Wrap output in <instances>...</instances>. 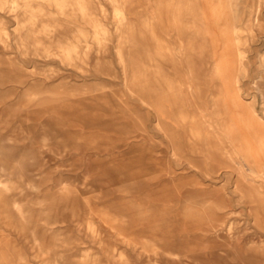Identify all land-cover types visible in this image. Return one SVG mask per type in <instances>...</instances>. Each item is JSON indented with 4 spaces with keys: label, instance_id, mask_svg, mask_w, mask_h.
<instances>
[{
    "label": "rangeland",
    "instance_id": "rangeland-1",
    "mask_svg": "<svg viewBox=\"0 0 264 264\" xmlns=\"http://www.w3.org/2000/svg\"><path fill=\"white\" fill-rule=\"evenodd\" d=\"M89 1L92 17L106 25L109 40L100 53H96L95 47L91 48L85 63L80 64L81 69L61 66L59 71H51L52 67L44 65H58L57 59L40 60L35 76L49 77L51 87L22 89L20 82L13 81L18 75L17 70L0 65V95H12L0 98V156L7 161L6 172L2 174L9 181L18 182L12 192L17 194L27 211V220L31 221L21 225V230L19 225L16 228V224L11 222L5 228L6 234H10L7 236L11 242L21 246L28 263L33 264L36 261L24 235L29 233L28 227H32L34 220L39 222L50 217L49 210L53 207L54 218L49 222L53 224L49 227L54 233L50 235L57 238V242L67 241L71 264H210L199 254L207 246V241L212 240L195 238L200 236L198 234L185 236L181 242L186 234L181 220L188 219L184 216L186 206L209 196L200 192V188L225 193L230 190V184L226 182L224 173L217 180L210 181L186 169V158L181 159V156H206L201 151L191 152L192 146L187 143L189 122L182 125L185 128L182 135L180 132L174 142H170L155 128L153 109L140 105L137 97L131 96L124 87L121 65L116 56V47L121 46L127 55L130 53L126 59L130 70L149 65L146 72L149 84H161L162 76L153 71L145 52L151 55L154 64L159 63L166 70L172 80H183L184 69L173 38L176 31L181 37V23L174 20L170 8L165 10V26L155 23L154 31L164 39L167 48H158L143 18L149 14L159 18L156 3L168 0H130L124 9L126 20L122 32L115 29L112 5L108 0ZM200 2L203 6L209 4L203 0ZM212 3L216 4L217 0ZM256 8L257 25L251 24L249 30L238 34L242 40L241 48L245 51L242 63L246 67L239 93L245 101H253L255 109L261 113L264 79L258 78V55L264 54V0L241 2L242 18L248 14L253 17ZM18 15L19 20L3 15L10 33L19 27L18 21L25 19L22 10H18ZM44 19L51 22V19ZM84 22L79 16L68 18V22L59 16L58 30L52 33L51 39H42L41 42L54 48L57 38L62 41L64 37L77 33L75 25L90 33V26ZM31 30L20 29V33L29 35L33 33ZM126 36L129 38L124 39ZM216 38L214 49L217 57L223 50V44L218 34ZM14 51L0 48V60ZM157 52L164 57L159 59ZM170 53L175 55L169 62ZM16 58L21 60L19 56ZM58 97L71 101L72 106L57 103ZM34 98H40V105L27 110ZM114 98H119L121 106ZM194 114H199V111ZM181 140L184 143L181 144ZM21 169L22 175H18L17 170ZM173 174L176 176L172 182L169 178ZM192 181L202 185L200 191H192L195 188L190 185ZM69 198L80 204L78 211L73 212L77 217H72L71 211L62 212L61 205ZM88 207L93 213L95 227L104 229L106 243L114 248L113 256L104 255L92 235L83 230ZM229 210L231 232L244 223L250 224L249 215L235 200L231 201ZM115 219L124 222L122 224ZM135 221H140L143 229L150 222L154 228L153 236L163 237L175 246L178 256L173 258L169 256L170 251L160 248H143L140 242L149 239L147 233L139 237L134 248L130 243L134 241L130 228ZM43 222L39 223L43 225ZM124 224L126 228L122 231L120 226Z\"/></svg>",
    "mask_w": 264,
    "mask_h": 264
},
{
    "label": "bare ground",
    "instance_id": "bare-ground-1",
    "mask_svg": "<svg viewBox=\"0 0 264 264\" xmlns=\"http://www.w3.org/2000/svg\"><path fill=\"white\" fill-rule=\"evenodd\" d=\"M108 1L112 5L115 29L122 32L126 20L124 9L130 0ZM200 1H158L156 10L159 18L150 14L143 18L148 27L146 29L154 35L158 48L164 49L167 48L164 39L155 34L154 24L165 26L167 8L172 10L174 20L181 23V37L176 31L173 38L184 69L183 80H172L166 70L159 63L154 64L151 55L145 52L144 56L149 59L153 71L162 76V79L161 76L158 77L162 80L161 84H149L146 77L149 65L130 70L126 60L130 53L127 55L121 46H117L116 56L123 73L122 83L131 96L137 97L140 105L153 109L156 116L155 128L170 142L173 143L180 132L182 135L185 131L182 125L189 122L187 136L190 137L187 143L192 146L190 150L201 151L206 156H181V159L186 158V169L210 181L217 180L224 173L226 182L230 184V190L224 193L215 189L205 191L200 188V183L190 182L195 187L193 192L201 190L200 192H206L209 196L194 202L192 206H186L184 216L188 219L181 220L183 233L186 234L182 236L181 242L186 239L185 236L198 234L200 236L194 237L211 239L199 254L208 259L210 264H264V106L261 113H258L253 101H245L239 93V84L246 73V67L242 63L245 51L241 48L242 40L238 34L240 31L249 30L251 24L257 25L258 9L254 10L253 17L248 14L242 18V0H217L216 4L212 3L213 0H206L209 4L204 6ZM89 5V0H0V48L15 50L5 54L7 56L3 61L0 60V65L17 70L18 75L13 81L20 82L22 89L51 87L49 77L35 76L40 60L57 59L58 65H44L52 67L51 71H59L61 66L81 69L80 64L85 63L84 59L91 48L95 47L96 53L104 50L106 41L109 40V30L100 20L92 17ZM18 10L23 11L25 19L18 21L19 27L10 33L5 27L3 15L19 20ZM59 16H63L65 22H68V18L79 16L90 26L91 32L75 25L77 33L72 37H64L62 41L57 38L54 48L43 44L42 39H51L52 33L58 30ZM44 17L51 19V22ZM30 28L32 34L20 33V29L28 31ZM217 34L222 38L223 50L216 57L214 46L218 41ZM30 40L33 43L27 44L26 41ZM157 53L159 59L164 57L160 52ZM174 55L170 53L169 62ZM258 67V78L264 79V54L258 55ZM10 96L12 95L4 94L0 98ZM114 99L121 106L119 98ZM31 102L27 110L36 108L41 100L34 98ZM56 102L72 106L71 101L62 97H58ZM195 111H199V114H194ZM182 143L184 141L181 140ZM176 158L180 159V156ZM6 166V159L0 156V264H29L21 246L11 242L7 236L10 234H6L5 228L11 222L16 224V228L19 225V230L21 225L31 222L27 220V211L17 194L12 192L18 182L9 181L2 174L6 172ZM17 172L22 175V169ZM174 176L176 174L170 175L169 180L173 182ZM232 200L242 206L251 219L249 225L244 223L237 226L233 232L230 231L232 223L229 210ZM78 205L80 204L75 199L69 198L68 202L62 203V212H77L80 207ZM88 208L83 230L92 235L104 255L113 256L114 248L106 243L104 229L95 227L93 213ZM76 212L72 217L76 216ZM49 213L50 217L39 220H44L43 225L34 220L32 227H28L29 233L24 235L36 261L33 264H71L67 241L57 242L58 239L50 235L54 233L50 228L53 223H49L54 218L53 207ZM115 220L122 224L124 222ZM79 223L81 226V222ZM148 223L144 229L141 228L143 224L140 221L132 223L130 232L134 241L127 242L135 248L139 237L147 233L149 239L145 238L147 241L140 242L143 248H160L170 251L169 256L173 258L178 256L175 246L167 243L163 237L153 236L154 228ZM125 228V224L120 226L122 231ZM181 247L184 248V245ZM244 259H247L246 262Z\"/></svg>",
    "mask_w": 264,
    "mask_h": 264
}]
</instances>
